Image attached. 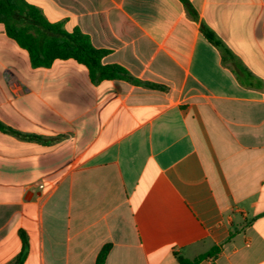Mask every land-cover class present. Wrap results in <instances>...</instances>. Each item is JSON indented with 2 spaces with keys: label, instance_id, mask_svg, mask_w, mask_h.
Listing matches in <instances>:
<instances>
[{
  "label": "crops",
  "instance_id": "obj_1",
  "mask_svg": "<svg viewBox=\"0 0 264 264\" xmlns=\"http://www.w3.org/2000/svg\"><path fill=\"white\" fill-rule=\"evenodd\" d=\"M26 1L141 82L0 23V264H264V0Z\"/></svg>",
  "mask_w": 264,
  "mask_h": 264
},
{
  "label": "trees",
  "instance_id": "obj_2",
  "mask_svg": "<svg viewBox=\"0 0 264 264\" xmlns=\"http://www.w3.org/2000/svg\"><path fill=\"white\" fill-rule=\"evenodd\" d=\"M186 10L191 13L189 0H180ZM193 15V14H192ZM0 23L6 34L26 49L33 67H47L55 59H74L88 69L92 82L104 79H124L132 83H140L128 71L118 64H103L101 59L108 53L107 49L96 48L89 36L79 28L67 31L61 22H50L40 9L26 0H0ZM201 31L207 40L222 54L223 58L233 57L232 52L223 41L205 24ZM0 129L6 128L0 123ZM26 240L22 237V249L15 260L21 264L25 255ZM110 244H104L96 255L94 264H104ZM220 246H213L208 252L193 259L176 256L177 264H193L201 258L214 256Z\"/></svg>",
  "mask_w": 264,
  "mask_h": 264
},
{
  "label": "built area",
  "instance_id": "obj_3",
  "mask_svg": "<svg viewBox=\"0 0 264 264\" xmlns=\"http://www.w3.org/2000/svg\"><path fill=\"white\" fill-rule=\"evenodd\" d=\"M37 187H38V188H43V187H44V184L41 183V182H40V183H37Z\"/></svg>",
  "mask_w": 264,
  "mask_h": 264
}]
</instances>
